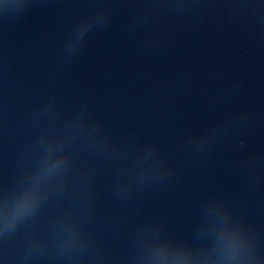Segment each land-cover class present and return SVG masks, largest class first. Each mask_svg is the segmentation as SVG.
Masks as SVG:
<instances>
[{"label":"water","instance_id":"1","mask_svg":"<svg viewBox=\"0 0 264 264\" xmlns=\"http://www.w3.org/2000/svg\"><path fill=\"white\" fill-rule=\"evenodd\" d=\"M0 264H264V0H0Z\"/></svg>","mask_w":264,"mask_h":264}]
</instances>
